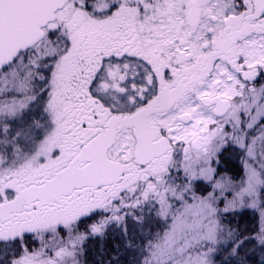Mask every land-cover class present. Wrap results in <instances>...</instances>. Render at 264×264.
<instances>
[{"label":"snow or ice","instance_id":"snow-or-ice-1","mask_svg":"<svg viewBox=\"0 0 264 264\" xmlns=\"http://www.w3.org/2000/svg\"><path fill=\"white\" fill-rule=\"evenodd\" d=\"M89 241L264 264V0H0V264Z\"/></svg>","mask_w":264,"mask_h":264},{"label":"trees","instance_id":"trees-1","mask_svg":"<svg viewBox=\"0 0 264 264\" xmlns=\"http://www.w3.org/2000/svg\"><path fill=\"white\" fill-rule=\"evenodd\" d=\"M222 167L224 168H228V169H232V170H236L237 166L233 163H229V160L226 158H223L222 160ZM244 216L248 217V214H245ZM239 221L241 227L245 226V225H249L246 222L244 223L243 221H241L240 217H236L233 219V224L236 223V221ZM98 247V243H92L91 241H89V264H91V261L96 258V250ZM106 248H111V242H109L108 244L105 245Z\"/></svg>","mask_w":264,"mask_h":264},{"label":"rangeland","instance_id":"rangeland-1","mask_svg":"<svg viewBox=\"0 0 264 264\" xmlns=\"http://www.w3.org/2000/svg\"><path fill=\"white\" fill-rule=\"evenodd\" d=\"M224 158L228 159L229 160V163H233V164H235L238 167L237 161L231 156L230 153H225L224 154ZM240 218H241V221H243L244 223L246 222L249 225L251 224V220L248 217H246V216H240Z\"/></svg>","mask_w":264,"mask_h":264}]
</instances>
